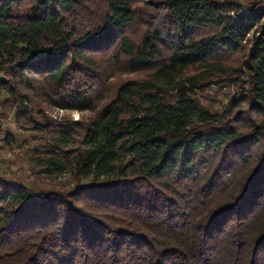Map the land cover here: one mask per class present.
Instances as JSON below:
<instances>
[{
  "label": "trees",
  "instance_id": "trees-1",
  "mask_svg": "<svg viewBox=\"0 0 264 264\" xmlns=\"http://www.w3.org/2000/svg\"><path fill=\"white\" fill-rule=\"evenodd\" d=\"M0 73L77 184L0 176V264H264L263 3L0 0Z\"/></svg>",
  "mask_w": 264,
  "mask_h": 264
},
{
  "label": "rangeland",
  "instance_id": "rangeland-1",
  "mask_svg": "<svg viewBox=\"0 0 264 264\" xmlns=\"http://www.w3.org/2000/svg\"><path fill=\"white\" fill-rule=\"evenodd\" d=\"M244 6L249 3L258 1L264 4V0H228ZM124 77L122 79H127ZM5 77L0 73V80ZM115 83V82H113ZM218 88L216 87L209 94L214 97ZM8 94L0 86V106L5 110L3 104L8 100ZM221 99V97H220ZM224 102V101H223ZM7 110V109H6ZM3 112V111H2ZM16 108L11 111H5L8 121L4 123L5 132L0 137V176H3L13 184L24 185L35 193H52L59 192L63 194L72 193L77 184L72 172H66L62 175L49 173L40 165L39 157L45 151L43 140L38 138L40 134L32 131H26L19 127L16 121ZM46 116L53 122L77 124L81 121L89 122L93 116L89 112L65 111L61 109L48 110ZM3 116V113H2ZM41 116V115H38ZM4 118V117H3ZM6 120V119H5ZM42 122V121H41ZM42 125H45L42 122ZM2 126V124H1ZM78 145L68 147L67 149L76 148ZM103 181L104 179H98ZM93 180H82L81 184L91 183ZM98 182V181H97Z\"/></svg>",
  "mask_w": 264,
  "mask_h": 264
},
{
  "label": "built area",
  "instance_id": "built-area-1",
  "mask_svg": "<svg viewBox=\"0 0 264 264\" xmlns=\"http://www.w3.org/2000/svg\"><path fill=\"white\" fill-rule=\"evenodd\" d=\"M0 111H3V117H4V119H6V122H7L8 118H6L5 111L3 110V108L1 106H0ZM4 129H5V126H4ZM4 129H0V137L4 134V132H5Z\"/></svg>",
  "mask_w": 264,
  "mask_h": 264
},
{
  "label": "bare ground",
  "instance_id": "bare-ground-1",
  "mask_svg": "<svg viewBox=\"0 0 264 264\" xmlns=\"http://www.w3.org/2000/svg\"><path fill=\"white\" fill-rule=\"evenodd\" d=\"M2 113H3V112L0 111V128L3 127V125H4L5 121H6V120L3 118ZM1 124H2V126H1Z\"/></svg>",
  "mask_w": 264,
  "mask_h": 264
}]
</instances>
